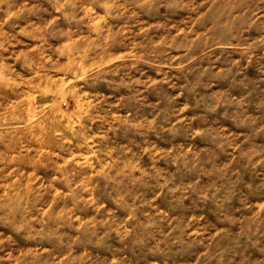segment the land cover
Wrapping results in <instances>:
<instances>
[{"label": "rangeland", "instance_id": "374dc122", "mask_svg": "<svg viewBox=\"0 0 264 264\" xmlns=\"http://www.w3.org/2000/svg\"><path fill=\"white\" fill-rule=\"evenodd\" d=\"M0 264H264V0H0Z\"/></svg>", "mask_w": 264, "mask_h": 264}, {"label": "clouds", "instance_id": "9594fccd", "mask_svg": "<svg viewBox=\"0 0 264 264\" xmlns=\"http://www.w3.org/2000/svg\"><path fill=\"white\" fill-rule=\"evenodd\" d=\"M246 2H247V0H241V3H246ZM257 19H259V17H257ZM206 199H207V197H206Z\"/></svg>", "mask_w": 264, "mask_h": 264}, {"label": "bare ground", "instance_id": "6f19581e", "mask_svg": "<svg viewBox=\"0 0 264 264\" xmlns=\"http://www.w3.org/2000/svg\"><path fill=\"white\" fill-rule=\"evenodd\" d=\"M59 23H61V21H59ZM58 38H59V36H58ZM58 43H59V41H58Z\"/></svg>", "mask_w": 264, "mask_h": 264}]
</instances>
